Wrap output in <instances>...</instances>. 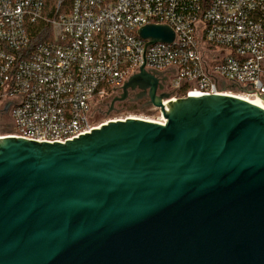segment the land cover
Listing matches in <instances>:
<instances>
[{"label":"water","instance_id":"95a60500","mask_svg":"<svg viewBox=\"0 0 264 264\" xmlns=\"http://www.w3.org/2000/svg\"><path fill=\"white\" fill-rule=\"evenodd\" d=\"M138 34L174 37L154 24ZM158 74L143 63L113 101L148 89L164 124L0 137V264H264V107L201 92L163 104Z\"/></svg>","mask_w":264,"mask_h":264},{"label":"built area","instance_id":"2783aa9c","mask_svg":"<svg viewBox=\"0 0 264 264\" xmlns=\"http://www.w3.org/2000/svg\"><path fill=\"white\" fill-rule=\"evenodd\" d=\"M59 5L48 16L44 0H0V118L11 128L0 137L63 142L89 132L103 123L92 118L97 105L143 63L167 80L162 92L171 97L163 104L190 92L235 95L230 83L253 91L246 96L264 94V0ZM37 23L50 27L48 38L32 39ZM149 24L167 26L173 40L146 45L138 31ZM150 110L151 118L133 117L165 123L158 108Z\"/></svg>","mask_w":264,"mask_h":264},{"label":"rangeland","instance_id":"374dc122","mask_svg":"<svg viewBox=\"0 0 264 264\" xmlns=\"http://www.w3.org/2000/svg\"><path fill=\"white\" fill-rule=\"evenodd\" d=\"M233 93H244V92H238L237 90H232ZM112 98H108L105 99L103 102V113L101 114V117H99L97 120H95L96 123H101V122H105L109 119H119V118H123L125 116L131 115V116H137V117H147L150 116V114L152 113L150 110V106L147 105V102L145 103V105L141 108L136 107H128L129 105H125V106H114L113 109H110L109 105L111 102ZM155 114V113H154ZM151 118V116L149 117ZM7 123V118L6 117H1L0 118V133H5L8 130V127L10 129V126H6L5 124Z\"/></svg>","mask_w":264,"mask_h":264},{"label":"trees","instance_id":"16d2710c","mask_svg":"<svg viewBox=\"0 0 264 264\" xmlns=\"http://www.w3.org/2000/svg\"><path fill=\"white\" fill-rule=\"evenodd\" d=\"M73 0H44V14L50 16L52 15L55 10H56V5L58 2H60V5H59V10L60 11H66L68 10V8L70 7L71 3H72ZM45 27V30L42 31L43 29V25L41 23H37L35 25H33V27L31 28V37L33 40H41L43 38V35H44V38H48V36L50 34H48V32L50 33V27L48 28V25L47 26H44ZM231 84V83H230ZM229 84V85H230ZM189 85H184V87H187ZM186 89V88H185ZM183 89V90H185ZM104 102H101L97 105V107L95 108L94 110V113H93V120H97L99 117H101V114L103 113V109L102 107L104 106L103 105ZM9 130H11V128L9 129L8 127V130L6 132H8Z\"/></svg>","mask_w":264,"mask_h":264},{"label":"flooded vegetation","instance_id":"af4514ba","mask_svg":"<svg viewBox=\"0 0 264 264\" xmlns=\"http://www.w3.org/2000/svg\"><path fill=\"white\" fill-rule=\"evenodd\" d=\"M159 83L162 85V89H160V90L157 89L156 90V94H159V93H161L164 90V88H165V86L167 84V80L163 77V78L160 79ZM126 91H127L126 96L122 100H115V101H113V99L115 97H119V95L121 94L122 90H121L120 93L115 94V95H113V97H111L112 100H111L110 105H109L110 109H113L114 106H115V104H116V106L129 105L128 107H133V108L139 107V108H141L147 102V99H148V97H147L148 96L147 95L148 89H146L143 94H141L142 93L141 92L142 90H140L137 87H135L133 89L128 88ZM138 94H141V96L137 97Z\"/></svg>","mask_w":264,"mask_h":264},{"label":"bare ground","instance_id":"6f19581e","mask_svg":"<svg viewBox=\"0 0 264 264\" xmlns=\"http://www.w3.org/2000/svg\"><path fill=\"white\" fill-rule=\"evenodd\" d=\"M235 95H237V96H239V97H241V98H243L245 100H250V101H253L255 103H258V104H260V105H262L264 107V102L258 96H246V95H243L241 93H237V94L235 93ZM131 117H133V116H131ZM131 117L129 116L127 118H131ZM109 120H118V119H109ZM109 120H107V121H109Z\"/></svg>","mask_w":264,"mask_h":264}]
</instances>
